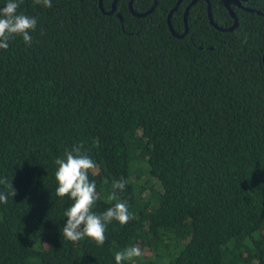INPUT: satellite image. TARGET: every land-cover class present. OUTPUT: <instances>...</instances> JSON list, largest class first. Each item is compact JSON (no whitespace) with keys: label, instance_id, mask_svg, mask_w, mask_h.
I'll use <instances>...</instances> for the list:
<instances>
[{"label":"trees","instance_id":"obj_1","mask_svg":"<svg viewBox=\"0 0 264 264\" xmlns=\"http://www.w3.org/2000/svg\"><path fill=\"white\" fill-rule=\"evenodd\" d=\"M191 1L171 15L178 34ZM209 2L231 26L224 0ZM176 3L138 17L129 0L113 13L99 0H24L32 43L0 49V264H116L130 246L143 254L122 264H264V0L228 1L231 31L197 0L180 38L167 24ZM81 144L97 165L93 210L114 206L122 179L116 195L135 216L111 221L103 246L63 236L72 201L56 195L55 160Z\"/></svg>","mask_w":264,"mask_h":264},{"label":"clouds","instance_id":"obj_2","mask_svg":"<svg viewBox=\"0 0 264 264\" xmlns=\"http://www.w3.org/2000/svg\"><path fill=\"white\" fill-rule=\"evenodd\" d=\"M24 0H7L0 7V49H7L9 41L16 37H22L27 45H31L30 33L36 30L38 20L36 17L26 15L20 11ZM35 5L52 7V0H33ZM83 145H76L71 150L65 151L62 158L55 160L58 166L55 178L58 184L56 195L60 198L67 197L72 201L64 213L67 222L63 227V236L71 242H78L85 237L92 239L97 246H103L107 237L105 235L107 225L116 220L121 226L135 219L129 211L127 202H119L117 190L123 191L126 181L116 180L112 184V191L107 196V201H117L102 214H97L93 209L99 195L96 191V183L90 182L89 173L97 167L96 162L82 151ZM7 184V181H3ZM12 187V184H11ZM13 188V187H12ZM14 189V188H13ZM16 195L15 190L11 193ZM8 196L0 193V202L7 203ZM138 246H130L115 254L116 264H122L125 260H131L142 256Z\"/></svg>","mask_w":264,"mask_h":264},{"label":"water","instance_id":"obj_3","mask_svg":"<svg viewBox=\"0 0 264 264\" xmlns=\"http://www.w3.org/2000/svg\"><path fill=\"white\" fill-rule=\"evenodd\" d=\"M116 1H117V0H113L112 5H111V9H110L109 11H105V10H103V7H102V0H99V6H100V8H101V10H102L103 12H105V13H113V12L115 11V9H116ZM180 1H181V0H177L176 5H175V6L169 11L168 16H167V24H168L169 30L171 31V33H172L175 37H179V38H180V37H183V36L187 33V31H188V26H187V15H188V11H189L190 6H191L192 4H194L197 0H192V1L186 6L185 11H184V16H183V19H184V31H183V33H181V34H178V33L175 32V30L173 29V27H172V25H171V15H172L173 11L176 9V7L178 6V4H179ZM206 1H207V15H208V19H209V22H210L214 27H216L218 30H221V31H231V30H233V29L236 27V25H237V17H236V15H235V13L233 12V10H232V9L229 7V5H228V1H230V0H224V3H225V5H226V7H227V9H228V11H229V13H230V15L233 17L234 22H233V24H232L231 26H229V27H227V28L219 27L217 24L214 23V21H213V19H212V17H211V5H210V2H209V0H206ZM231 1H233V2L236 3L237 5L241 6L240 3H239V0H231ZM132 2H133V0H129V8H130V11L133 13V15L139 17V16H145L146 14L150 13V12L154 9L157 0H154V1H153L151 7H150L147 11H145V12H141V13L135 12V11L133 10V8H132ZM245 9H246V10H249V11H254V9H251V8H245ZM258 12H259V11H258ZM116 15L119 17L120 20H122V16H121V14H120L119 12H117ZM263 59H264V53H263Z\"/></svg>","mask_w":264,"mask_h":264}]
</instances>
